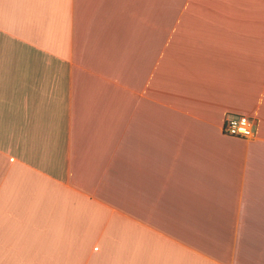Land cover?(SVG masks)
I'll return each mask as SVG.
<instances>
[{
    "label": "crops",
    "instance_id": "obj_1",
    "mask_svg": "<svg viewBox=\"0 0 264 264\" xmlns=\"http://www.w3.org/2000/svg\"><path fill=\"white\" fill-rule=\"evenodd\" d=\"M0 264H264V0H0Z\"/></svg>",
    "mask_w": 264,
    "mask_h": 264
},
{
    "label": "built area",
    "instance_id": "obj_2",
    "mask_svg": "<svg viewBox=\"0 0 264 264\" xmlns=\"http://www.w3.org/2000/svg\"><path fill=\"white\" fill-rule=\"evenodd\" d=\"M253 128L254 124L250 118L237 115L226 117L222 125L223 132L245 139L253 138Z\"/></svg>",
    "mask_w": 264,
    "mask_h": 264
},
{
    "label": "rangeland",
    "instance_id": "obj_3",
    "mask_svg": "<svg viewBox=\"0 0 264 264\" xmlns=\"http://www.w3.org/2000/svg\"><path fill=\"white\" fill-rule=\"evenodd\" d=\"M229 116H232V115H229ZM228 117V116H227Z\"/></svg>",
    "mask_w": 264,
    "mask_h": 264
}]
</instances>
